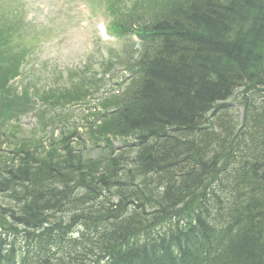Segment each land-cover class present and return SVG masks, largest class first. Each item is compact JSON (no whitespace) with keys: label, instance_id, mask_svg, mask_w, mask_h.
<instances>
[{"label":"trees","instance_id":"trees-1","mask_svg":"<svg viewBox=\"0 0 264 264\" xmlns=\"http://www.w3.org/2000/svg\"><path fill=\"white\" fill-rule=\"evenodd\" d=\"M131 9L139 73L89 126L102 151L84 157L72 131L0 152V264H264V0ZM12 25L0 18V130L28 108L6 87Z\"/></svg>","mask_w":264,"mask_h":264},{"label":"rangeland","instance_id":"rangeland-1","mask_svg":"<svg viewBox=\"0 0 264 264\" xmlns=\"http://www.w3.org/2000/svg\"><path fill=\"white\" fill-rule=\"evenodd\" d=\"M19 3V11L11 13V19L24 23L16 37L28 48L26 64L18 83L30 90L60 84L72 71L83 69L85 60L91 62L89 74L98 72L106 48L117 45L113 38H96L97 23L104 22L96 13L104 16L101 10L105 11L104 8L97 10L96 4L88 5L89 8L82 0H20ZM111 83L109 81L99 87L106 88ZM97 88L96 84L93 85L92 91L96 92ZM84 112L87 111L70 107L54 123L58 129L53 131V125L45 132L39 130L35 116L28 114L22 118L21 130L17 134L30 136L31 130H34L36 137L48 139L51 131L57 135L62 128L82 126L84 121L80 118ZM79 130L82 131L83 128ZM11 134V131H6L2 135L5 144L7 139H12ZM132 140L133 138L115 139L114 144L123 145ZM99 151V148L88 145L82 152L84 155L96 156Z\"/></svg>","mask_w":264,"mask_h":264}]
</instances>
